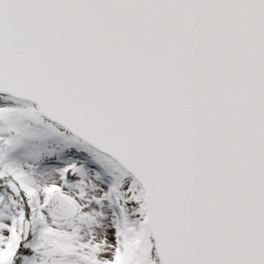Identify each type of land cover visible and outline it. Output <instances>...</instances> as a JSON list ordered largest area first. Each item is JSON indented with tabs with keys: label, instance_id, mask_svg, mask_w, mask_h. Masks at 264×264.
<instances>
[{
	"label": "snow or ice",
	"instance_id": "obj_1",
	"mask_svg": "<svg viewBox=\"0 0 264 264\" xmlns=\"http://www.w3.org/2000/svg\"><path fill=\"white\" fill-rule=\"evenodd\" d=\"M0 264H264V0H0Z\"/></svg>",
	"mask_w": 264,
	"mask_h": 264
}]
</instances>
